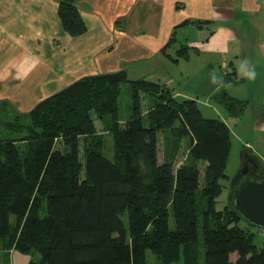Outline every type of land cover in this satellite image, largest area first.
Masks as SVG:
<instances>
[{
    "label": "trees",
    "instance_id": "16d2710c",
    "mask_svg": "<svg viewBox=\"0 0 264 264\" xmlns=\"http://www.w3.org/2000/svg\"><path fill=\"white\" fill-rule=\"evenodd\" d=\"M54 1L61 30L82 36L77 0ZM223 81L233 82L232 74ZM122 85L131 94L123 124ZM142 96L149 102L146 117ZM213 102L232 119L246 109L224 92ZM106 116L113 159L102 152L94 122ZM161 134L170 155L159 164ZM185 139L189 156L175 167ZM229 151L222 121L205 119L195 101L123 72L81 78L25 113L2 102L0 241L21 255L38 253L36 264H148L147 252L162 264H264V244L257 246L256 234L240 227L245 222L232 200L216 210Z\"/></svg>",
    "mask_w": 264,
    "mask_h": 264
},
{
    "label": "crops",
    "instance_id": "0c3cea01",
    "mask_svg": "<svg viewBox=\"0 0 264 264\" xmlns=\"http://www.w3.org/2000/svg\"><path fill=\"white\" fill-rule=\"evenodd\" d=\"M42 5L0 0V102L25 113L64 77L117 72L162 85L199 110L224 92L246 109L232 119L219 107V120L264 180V0H77L86 27L77 38L60 30L52 0ZM229 73L233 82H224Z\"/></svg>",
    "mask_w": 264,
    "mask_h": 264
},
{
    "label": "rangeland",
    "instance_id": "374dc122",
    "mask_svg": "<svg viewBox=\"0 0 264 264\" xmlns=\"http://www.w3.org/2000/svg\"><path fill=\"white\" fill-rule=\"evenodd\" d=\"M46 1L47 0H45V1L39 0L40 4H43L42 6L44 8L49 9L50 7L46 6ZM52 1H53L55 8H56L55 12H53V11L52 12L55 13L56 21H57L59 28L61 30L59 20L57 17V4L54 0H52ZM28 5L35 7L33 2L28 3ZM22 6H24V5H20L21 9H22ZM64 34H66V33H64ZM71 38H73V37H71ZM75 38H77V37H75ZM64 80L66 82L61 84L62 88L64 86L66 87L67 85H69V83L71 81V79L69 77H64ZM173 97H174V95H173ZM175 99H177V98H175ZM208 100L209 99H207V98H201L202 102H207ZM0 103H2V102H0ZM6 103H8V102H6ZM9 104L11 106V103H9ZM117 104H118L119 120H120V123L123 124L124 121L128 120V117L130 116V113H131V107H130L131 106V94H130V91L128 89V86H126V85L121 86L120 96L117 100ZM140 104H141L140 105L141 111L146 117L148 115V112L150 111V109L148 107L149 106L148 99H146L142 96ZM13 108L15 110H17L15 107H13ZM200 110H201L202 115L205 119H215L216 120V119L223 118L225 116L224 111L222 109H220L219 106L216 107L215 103L211 102V101L209 103V106H207V107L200 105ZM94 122H95L96 131L100 135V137L102 138V146H101L102 152L109 159H113V157H114L113 140H112V135L108 132V129L110 127V117L106 116L100 121L96 120L94 117ZM163 140H164L163 135L162 134L159 135L158 147H157V159H158L159 164L162 163V160L164 158H168L170 155L169 149L164 150L165 146H164ZM230 143H231V148L229 151V156H228L225 171H224L226 178L224 180L220 181L222 189H221V193L217 199V204H216V210L217 211H222L224 209V207L230 203V201L232 200L233 191L235 190L238 183H240L241 181H243L245 179L244 177L251 178V179H254L257 181H262V179H263V178L258 176L259 170L255 169L251 165H247V174L244 177H242L240 175V172H241V170L244 166V163H245L244 161L249 157L247 155H242V157H240L241 150L243 149V147H242L243 142L235 141L232 132H231V142ZM189 144H190V142L188 139L182 140V142L180 143V147L177 151V154L175 156L176 158L174 160V166L175 167H178L181 163H183L188 158L189 150H190ZM204 166H205L204 164L198 165L199 171H201V176H202V170L204 169ZM256 166L258 167L257 164H256ZM252 168H254L255 170H253ZM231 193H232V195H230ZM240 227L243 229L249 230L253 234H256L254 243L257 246L260 247L264 244V230H260V229H257L255 227L248 226L247 224H245L243 222L240 224ZM201 240H202L201 231L199 230V241H200V243H201ZM146 255H147V263L148 264H162L161 260L158 257H156V256H154L148 252ZM235 258L236 257L233 255L230 258V262H233L235 260ZM39 262H40V255L38 253L32 252L30 255L29 254L28 255H21V254L17 253L16 250H14V248L12 246H10V244L7 240L0 241V263L1 264H31V263L36 264ZM197 262H201V254L199 255V258H197ZM176 264H182V260H180Z\"/></svg>",
    "mask_w": 264,
    "mask_h": 264
},
{
    "label": "water",
    "instance_id": "95a60500",
    "mask_svg": "<svg viewBox=\"0 0 264 264\" xmlns=\"http://www.w3.org/2000/svg\"><path fill=\"white\" fill-rule=\"evenodd\" d=\"M244 162L240 172L242 177L247 174V165L257 168L255 162L250 158ZM244 178L233 191L234 209L246 224L264 230V181Z\"/></svg>",
    "mask_w": 264,
    "mask_h": 264
},
{
    "label": "clouds",
    "instance_id": "9594fccd",
    "mask_svg": "<svg viewBox=\"0 0 264 264\" xmlns=\"http://www.w3.org/2000/svg\"><path fill=\"white\" fill-rule=\"evenodd\" d=\"M247 77L249 78V79H255V72L254 71H250V72H248L247 74ZM213 82L215 83V78H213Z\"/></svg>",
    "mask_w": 264,
    "mask_h": 264
}]
</instances>
